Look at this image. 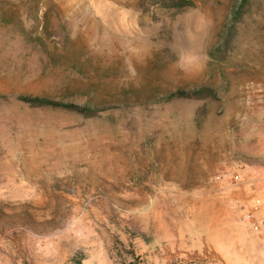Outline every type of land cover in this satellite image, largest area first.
I'll use <instances>...</instances> for the list:
<instances>
[{"label": "rangeland", "instance_id": "rangeland-1", "mask_svg": "<svg viewBox=\"0 0 264 264\" xmlns=\"http://www.w3.org/2000/svg\"><path fill=\"white\" fill-rule=\"evenodd\" d=\"M164 1L0 0V264H264L213 178L264 186V0L224 54L236 0ZM202 85L221 100L141 113ZM19 94L117 107L85 118Z\"/></svg>", "mask_w": 264, "mask_h": 264}, {"label": "trees", "instance_id": "trees-1", "mask_svg": "<svg viewBox=\"0 0 264 264\" xmlns=\"http://www.w3.org/2000/svg\"><path fill=\"white\" fill-rule=\"evenodd\" d=\"M170 7L184 8L186 6L194 4L193 0H169L164 1ZM252 0H236L229 17L227 18L220 39V44L216 47V51L220 54H224L230 49L234 40L237 37L238 26L244 21V18L248 14L251 7ZM5 95H0L4 98ZM7 98V97H5ZM16 99L25 103L32 108H52L53 110H62L70 113L81 114L85 118L94 117L95 115L116 108L113 105H101L97 102L84 101V102H74L66 101L61 99H54L48 96L40 95H29V94H19ZM213 100L219 102L221 100L219 91L210 86L202 85L200 87H193L189 89L178 88L171 91H166L160 97L148 101L143 107L141 113L145 116H152V110L148 108L149 104L159 105V104H180L187 100ZM179 109H175L178 112ZM200 113L201 110L198 109Z\"/></svg>", "mask_w": 264, "mask_h": 264}, {"label": "built area", "instance_id": "built-area-1", "mask_svg": "<svg viewBox=\"0 0 264 264\" xmlns=\"http://www.w3.org/2000/svg\"><path fill=\"white\" fill-rule=\"evenodd\" d=\"M213 178L224 185L222 191L233 205L236 221L250 230L264 247V186L255 179L245 178L239 170H221ZM241 183L245 187L243 196L234 192L225 193L238 189Z\"/></svg>", "mask_w": 264, "mask_h": 264}, {"label": "crops", "instance_id": "crops-1", "mask_svg": "<svg viewBox=\"0 0 264 264\" xmlns=\"http://www.w3.org/2000/svg\"><path fill=\"white\" fill-rule=\"evenodd\" d=\"M243 188V187H242ZM240 192H241V189H240ZM240 196H243V193L242 194H240Z\"/></svg>", "mask_w": 264, "mask_h": 264}]
</instances>
